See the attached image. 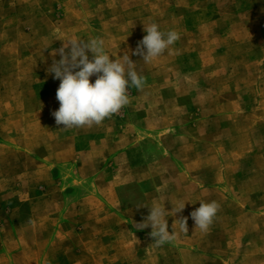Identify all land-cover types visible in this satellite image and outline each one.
<instances>
[{
    "label": "rangeland",
    "instance_id": "obj_1",
    "mask_svg": "<svg viewBox=\"0 0 264 264\" xmlns=\"http://www.w3.org/2000/svg\"><path fill=\"white\" fill-rule=\"evenodd\" d=\"M150 23L179 38L145 63ZM67 37L144 78L99 125L52 116ZM179 201L170 242L136 227ZM0 264H264V0H0Z\"/></svg>",
    "mask_w": 264,
    "mask_h": 264
},
{
    "label": "clouds",
    "instance_id": "obj_2",
    "mask_svg": "<svg viewBox=\"0 0 264 264\" xmlns=\"http://www.w3.org/2000/svg\"><path fill=\"white\" fill-rule=\"evenodd\" d=\"M143 30L146 35L132 54L142 56L145 63L164 54L179 38L174 30L162 32L156 23L144 26ZM52 35L59 37L60 30L54 29ZM56 40L63 42L62 47L53 51L60 59L54 60L48 71L53 74V79L60 81L56 90L59 108L52 112V116L62 128L99 125L129 103L130 87L143 88L144 78L135 71V63L129 55L112 59L113 56L105 51L103 39L67 37ZM93 76L94 81H90ZM186 202L179 201L175 207L171 204V211L166 210L164 204L155 203L148 207L149 214L136 227L139 230L150 227V236L157 246L170 242L176 232L173 225V231L169 232L166 218L182 212ZM218 207L215 202H200L199 207L189 214L194 228L207 232ZM186 219L177 220L181 231H188Z\"/></svg>",
    "mask_w": 264,
    "mask_h": 264
}]
</instances>
